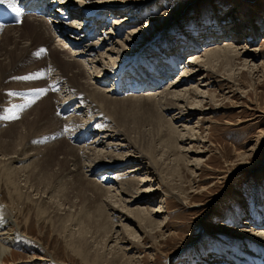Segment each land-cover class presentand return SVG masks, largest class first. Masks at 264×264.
I'll use <instances>...</instances> for the list:
<instances>
[{"label": "bare ground", "instance_id": "bare-ground-1", "mask_svg": "<svg viewBox=\"0 0 264 264\" xmlns=\"http://www.w3.org/2000/svg\"><path fill=\"white\" fill-rule=\"evenodd\" d=\"M2 1L23 12L24 19L19 24H0V98L3 97L2 93L10 94L6 90L13 89L14 82H17H13L12 88L10 87L11 82L4 84L5 79L11 76L19 78L24 73L16 71L19 63L35 58L44 66L42 70H35L36 75L38 73L43 77V82H40L41 87L34 85L35 82H38L37 78L34 82H29V86L22 84L17 87L16 85L20 95L29 93L30 98L26 99V105L11 104L12 106L8 108L11 122H1L2 120H0V164L5 167H3L4 177L7 185L12 189L10 197L12 200L15 198L28 200L32 199L33 195H38L35 201L38 206L42 204L44 207L43 209H41L42 206L38 208L42 210V217L57 215V213L50 215L55 207L50 198L46 200L48 190L42 191L39 187L34 188L31 185L34 172L32 170L29 172L24 165L15 166L13 164L20 158L27 157L23 159L26 161L35 155V153H31V155L27 151L32 150V142L24 144L33 139L35 134L47 133L46 135L50 139L46 146H56L61 137L67 145L63 152L64 160H68L74 166L66 168L65 165L62 173L80 177L85 173L84 175L87 177L86 171H89L88 168H90V175L96 177V174L104 172L103 178L100 179L96 177L93 178L94 180H88L83 176V181L92 182L94 185L93 189L96 191L93 190V197L97 200L100 198V204L105 203L109 216L110 225L105 234V248L110 242L113 245H110L109 252L103 261L106 262L105 264H138L136 260L138 257L134 253L129 254L132 246L144 247L143 240L145 238L155 242L156 238L163 234L161 232L165 227L164 219L157 220L154 217L164 212L166 196L176 198L181 196L173 188L167 186L157 168V160L162 156L167 158L177 150L181 152L178 156L185 159L184 165L192 168L191 165L198 166L201 163L203 151L197 150L193 144L194 142L204 144L208 140L203 136L200 137L198 133L200 128L196 129L198 123L209 121L208 117H204L207 116L208 111L221 108V102L225 100L229 102L232 96L246 97L244 95H249V92L256 95V83L258 84V81H261L260 77L264 75V61L260 63L256 61L257 50L260 52L262 50L253 48L249 45L250 42L242 43L238 30L231 29L233 35L229 33V36L226 34L228 29L220 25L215 29L210 27L208 33L206 30H202L203 28L199 29L198 34L190 40L180 39L181 45H177V42L174 43L171 39H166L167 45L160 49L164 50L163 58L162 56L157 57L155 51L158 50L156 48L158 40L154 41V38L150 40L149 36V38L146 37L144 33L146 26H135L142 13L140 14L137 9L138 15L135 13V7H132V5H138L137 8L144 11L145 3L152 0ZM126 28L127 30H125ZM124 32L125 37H122L121 34ZM139 36L145 37V39L142 37L145 41L140 47L154 42L137 53L131 51L130 46H136L139 43ZM223 37H227L230 42L215 44V41ZM205 40L213 42L207 44L204 43ZM154 47L155 49H152ZM169 47H173V50L171 51ZM42 49H46L47 53L43 54ZM194 50H202V52L192 53ZM190 51L192 54H189L190 57L187 59L182 53ZM182 59H187L186 63L183 64ZM127 66L131 67L130 74L133 75L131 79L126 77ZM142 66H149L150 71L147 72ZM178 71L180 72L178 73ZM29 72H26L28 76ZM172 75L175 76L172 77ZM243 75L248 77L247 81L242 79ZM40 76L38 77L40 78ZM168 77L171 80L165 81ZM212 83L216 84L220 91L210 90L209 86ZM223 85L226 86L225 91L224 88L219 87ZM246 87H250L247 94H245ZM11 93L19 99L15 91ZM126 102L128 103L126 104ZM230 104L232 107H240L237 102L231 101ZM24 108L26 116L21 114ZM173 108L177 109L178 114L166 117L165 113ZM254 110L261 112L260 115L264 116V108H261L259 104L255 105ZM127 111L146 113L149 115L148 117L155 116L158 119H163L172 134L171 140L175 143L164 148L163 151L161 149L162 152L158 158L157 148L152 149V146H149L150 148L146 149L137 139L140 137L136 135L138 133L137 126L126 123V120L129 119ZM66 113L68 115L64 117ZM2 115L0 116L2 117ZM195 117L197 119L195 124L190 123L189 121ZM154 121L156 122L155 119ZM239 121L241 122V120ZM2 123H8L12 127L11 131L10 129L6 131L8 132L6 135H1L6 130L1 126ZM161 126L164 125L161 124ZM52 127L54 128L52 129ZM164 127L163 129H166V126ZM65 131L69 133L66 134V132L65 135ZM258 137H264V130L258 131ZM15 138L25 140L23 144L26 153L22 150V144H17L16 148H13L9 153L2 151L5 145ZM71 141H77L80 144L71 146ZM177 141L187 142L188 147L179 145ZM34 142L40 143L36 139ZM189 155L196 157L191 158ZM239 156L249 157L250 154L239 152ZM189 157L190 159H188ZM1 160L4 162L2 163ZM127 162L132 163V166H126ZM59 163L57 162V164ZM120 167L125 170L118 173ZM191 170L194 172V169ZM112 172H117L113 179L116 184L107 187L103 185V182L110 181L107 174ZM136 174H141L142 177L136 178ZM130 175L132 177H129ZM21 181L24 183L20 184ZM154 181H157L158 186L150 185ZM148 183L149 186L146 187ZM160 183L165 184V188L161 191V205L157 208L142 206L144 201H149L151 196L155 195ZM24 188L25 194H23ZM45 208H52V210L46 213ZM68 215V211L61 216L58 215L57 221L65 222ZM15 220H11L9 216H3L0 219L1 264H5L7 258L12 257L13 246L25 244L26 239H29L25 232H21V227ZM242 223L250 224L251 221L246 222L245 220ZM256 224L254 222V225ZM262 225L263 230L261 227L256 230L255 228L258 227L253 225L247 229L244 227L245 230H236L240 235L234 236V238H246V243L238 241L240 245H243L246 258L235 257L233 264H264V221ZM121 234L126 236H121ZM68 237L67 243L70 249L81 262L85 264L101 263L97 261L99 259L94 256L95 254L93 255L90 249L84 246L81 239H72L73 234H69ZM128 243L131 245L130 247L126 246ZM153 244L151 248H153ZM109 254L111 256H108ZM207 258H210L209 255ZM215 259L214 263H218L220 260L219 257ZM209 262L207 260L206 264H210ZM28 264L51 263L45 255L30 257Z\"/></svg>", "mask_w": 264, "mask_h": 264}, {"label": "rangeland", "instance_id": "rangeland-1", "mask_svg": "<svg viewBox=\"0 0 264 264\" xmlns=\"http://www.w3.org/2000/svg\"><path fill=\"white\" fill-rule=\"evenodd\" d=\"M145 4L144 11L137 8L138 5H132V7H135V13L138 14V11L140 14L142 13L138 17L139 20L135 26H146V31L144 32L146 37L149 36L150 40L153 38L154 41L158 40L156 44L158 50L155 51L156 56L158 55L157 57L162 56L163 58L162 52L164 50L161 51L160 49L167 45L166 39H171L174 43L177 42V45H181L180 39L190 40L198 34L199 29L203 28L202 30H206L208 33L210 27L215 29L221 25L228 29L226 34L229 35L230 33L233 35L231 29L233 31L238 30L242 43L245 41L250 42L249 45L253 48L262 50L261 52L257 50L258 58L256 61L257 63L264 61V0H152ZM230 12L232 13L229 14ZM164 26H167L165 27L166 29ZM123 34L121 36L125 37V32ZM245 34L248 37H245L247 36ZM142 37L145 39L144 36ZM142 37L139 36L140 40L136 46H130L131 51L139 53L142 48L154 42L140 47L145 41ZM210 42L213 41H204L207 44ZM217 42L219 44L224 42L229 43L230 40L227 37H223L215 41V44H218ZM174 48L176 47L174 46ZM152 49H155V47ZM169 49L172 51L173 47H169ZM199 52L201 53L202 50L192 51V53ZM42 53L46 54L47 50L43 49ZM192 53L190 51L189 53L182 54L188 59ZM187 59H182L183 64L186 63ZM26 60L24 61L25 63H19L16 69V71L21 73L24 72V75L21 74L19 78L11 76L4 81V84H10L9 82H11L10 87H12L14 81L17 82H14L15 87H12L13 89L6 90L10 94L2 93L3 97L0 98V115L3 114L2 117L0 116L1 122L10 121L8 108L12 106L11 104L26 105V99L30 98L29 93L20 95V92L16 89L17 87L22 84L29 86V82H34L36 78L39 84L35 82V86H40V82H43V77L38 75V73L36 75V71L43 69V64L35 58L30 59V61ZM22 64L24 65L22 66ZM142 67L147 72L150 71L149 66ZM126 69V77L131 79L133 77L130 74L131 67L127 66ZM34 71L35 73L32 74ZM134 71L136 72L135 69ZM26 72H29V76ZM174 76L172 75V77ZM13 78L18 79L13 80ZM166 79L165 81L171 80L169 77ZM242 79L247 81L248 77L243 75ZM260 80L258 84L256 83V95L249 92L250 87H246L245 94L249 92V95L241 97L239 94L240 96L235 95L232 96L234 98L231 97L230 100L237 102L240 107H232L230 106L231 101L227 102L225 100L221 102V108L208 111L207 116H204L208 117L209 121L198 123V128L196 129L200 128L198 131L200 137L203 136L208 141H205L204 144L194 142L195 148L202 150L203 153H201V163L198 166L191 165L192 168L184 165L185 159L182 156H178L181 152L177 150L171 155L172 157L168 156L166 158L162 156L159 158L163 150L175 143L174 141L172 142V134L167 129V124L165 121L163 122V119H158L155 116L148 117L149 115L146 113L127 111L129 119L126 120V123L137 126L138 130H136L138 133L136 135L140 136L137 139L146 149H149V146H152V149L157 148L156 153L159 155V159L157 160L158 167H156L160 171L164 181H166L167 186H170L181 194L180 198L166 196L165 207L163 208L164 212L154 217L157 220L164 219L165 227L161 232L163 234L158 236L155 242H152L149 238H145L143 240L144 247L132 246V249H129V254L134 253L138 257L136 258L138 264H206L207 260L210 261V264H213L216 261V257H219L220 260L214 264H233L235 257L241 259L245 257L243 245H240L238 241L244 243L247 241H245L246 238H234V236L240 235L236 230L244 229V227L247 229L251 225L258 227L255 228L257 230L259 227L262 228V222L264 221V137H258V131L264 130V116L260 115L262 114L261 112L254 110L255 105L258 104L261 108H264V75L260 77ZM219 87L224 88V91L226 90V86L224 85ZM209 89L219 90L217 85L213 83L209 86ZM12 91L18 94L19 99L15 98L11 93ZM256 96H258L257 99ZM1 109H4V111H1ZM24 110L25 108L21 114L26 116L27 113H24L26 112ZM165 114L166 117H171L172 115H177L178 112L176 108H173ZM67 115L66 113L64 117ZM60 116L62 117V115ZM196 120L195 117L189 122L195 124ZM177 123L179 124L180 122ZM5 124H1L3 128H6L1 135L8 134L6 131L9 129L11 131L12 129L8 123ZM161 124L166 126V129H163L165 127H162ZM46 134L45 132L37 133L33 139L26 142L22 138L12 139L2 150L4 153H9L13 148H16L17 144H22V150L26 153L24 144L32 142V150L29 151V149L27 151L30 152L29 154L35 153V155L26 161H23V159L27 157L20 158L13 165H24L28 171L32 170L34 172L32 175L34 179L32 178L31 185L34 188L39 187L42 191L48 190L46 200L50 198L53 201L52 205L55 207V210L53 209L50 215L52 216L57 213V215L52 217H46V215L42 217L41 209L44 207L42 204L38 206V203L35 201L38 195H33L32 199L28 200L15 198L13 201L10 197L12 189L7 185L6 178L4 177L5 167L3 164H0V173L3 172L0 175V219L3 216H9L11 220L16 219L15 222H18L19 227H21V232H25V235L29 238L28 240L26 239L25 244L13 246V255L10 258L8 257L9 259L7 258L5 264H25L27 261L26 264H28L30 257L45 255L50 259L51 264H85L70 249L67 243L69 234H73L75 238L72 237V239L74 240L77 238L81 239L84 246L88 247L90 252L93 255L95 254L94 256L99 259L97 261L105 264L106 262L103 261V258L109 252L110 245H113L110 242L105 248V234L110 225L105 203L100 204V198L97 200V198L93 197L94 185H92V182L86 181L88 182L86 183L85 180L83 181V176L86 177L85 173L82 174V177L62 173L65 165L66 168L74 167L73 164H70L71 162L69 163L68 160H64L63 152L67 145L60 137L56 146H46L50 139ZM41 138L43 139L41 140ZM35 139L36 141H40V143H35ZM72 142L70 143L71 146L80 144L77 141V143ZM181 143L180 141L178 142L179 145L188 147L187 142ZM239 152H245L246 154H250V156L242 158V156H239ZM189 156L191 157V155ZM193 157L196 156L192 155L191 158ZM21 160L22 162H19ZM1 162L3 163L4 161L1 160ZM57 162L60 163L57 164ZM126 166H132V163L127 162ZM191 169H194V172H191ZM88 170L86 171V178L88 180L95 179L96 177L99 179L103 178V171L96 174L95 177L90 175V168ZM124 170L120 167L117 172L121 173ZM117 172L108 173L107 176H109L110 181H104L103 185L107 187L114 186L116 182L113 179ZM23 177L20 178L22 179ZM129 177L132 176L130 175ZM129 177L127 176V178ZM135 177H142V175L136 174ZM23 183L24 181L20 182V184ZM151 184L153 187L158 186L157 181ZM147 185L149 186V183L146 184V187H148ZM164 188L165 184L160 183L158 191L149 199L150 202L148 200L144 201L142 206L157 208L161 205V191ZM24 191L25 188L23 189V194H25ZM52 208H45V212H50ZM56 209H58V212H56ZM67 211L69 212V215L66 217L67 220L65 222L57 221L58 215L61 216ZM50 218L52 221L49 220ZM245 220L246 222L249 220L251 223H242ZM254 222L255 224L257 222V224L254 225ZM124 235L121 234V236ZM152 243H154L153 248H151ZM126 246L130 247L131 245L128 243ZM207 255L210 258H207ZM108 256L111 255L109 254Z\"/></svg>", "mask_w": 264, "mask_h": 264}, {"label": "snow or ice", "instance_id": "snow-or-ice-1", "mask_svg": "<svg viewBox=\"0 0 264 264\" xmlns=\"http://www.w3.org/2000/svg\"><path fill=\"white\" fill-rule=\"evenodd\" d=\"M41 51H43V49Z\"/></svg>", "mask_w": 264, "mask_h": 264}]
</instances>
